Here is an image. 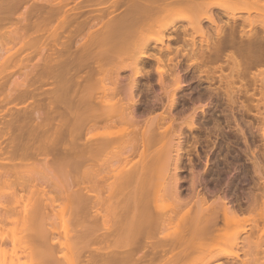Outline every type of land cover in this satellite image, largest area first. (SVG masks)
Segmentation results:
<instances>
[{
    "label": "rangeland",
    "instance_id": "obj_1",
    "mask_svg": "<svg viewBox=\"0 0 264 264\" xmlns=\"http://www.w3.org/2000/svg\"><path fill=\"white\" fill-rule=\"evenodd\" d=\"M59 1L60 0H40V1L38 0H23V1L22 0H0V17H1L0 18V130L2 129L0 131L1 133L0 134V137H1L0 138V153H1L0 154V264H47L45 263V261H47L45 251L46 250L49 251V249L54 250L53 257H55V260L53 258L52 264L54 263L55 264L57 263L58 264H82V263L84 264L86 263L85 259L86 257H88L89 253L91 252L90 251L91 248L89 247V252H88L87 247L89 246V244H92V243L87 242L88 245L87 244L82 245L83 243H86V241H82L79 238L82 228H80L81 227L79 223L80 221H77L76 219L80 218V216L78 217L74 215V211H73L74 208H72L73 206L76 209V206H78V203H77L78 201L76 198V194L78 192H76L75 190L73 191L75 193L74 194L71 191L72 193H69V195H67L68 192H63V189H65L63 188L66 182L65 179L67 180L68 178H71L70 179V181L72 182L71 185L73 183H74L73 185H77L76 184L77 176H78V179L80 177L79 176L80 171L78 172L77 170L81 169V168L80 169L78 168L76 170L74 169L72 171L73 173L72 172L70 173L71 176L74 177V174L77 172V174H75L76 178L74 177L72 179L71 176L67 177L66 173H64L66 172V170L60 167L64 165V164H61V162L63 163V161L61 160L65 159L61 157H64L65 154L67 153V152L65 153V150H64L65 154L63 156V148L60 145H63L62 142H65V140L69 138L67 137V131L69 127L72 129L71 133L73 131H74L73 133L77 132L75 134H72V135H76L72 139L77 140V141L84 140L86 136L85 134H87V136L89 134L91 136L96 135L92 138V141L99 139L100 138L99 136H110L111 135L113 137L115 136L118 137L119 135L122 136L123 134L122 138L119 136V140H122L123 144H125L124 142L129 144L130 143L129 141H131V139L128 134H132L131 135L132 141L136 142V144L138 143L139 144L135 145L134 146L135 148L133 147L134 149H132L131 144L129 145L125 144L126 147L123 146V144L122 145L119 144L118 146L115 147V150L114 149L113 151L111 150L112 155L109 154L111 155V158L109 156L110 161L108 160V162L110 163L108 164H111V165L113 164L112 166L111 165L107 166L109 167L110 170L106 169V167L104 166L105 163L103 164V167L105 168V170L110 171L111 174L114 171V175L112 174V176L109 177V179L111 178V181L114 182L115 181L114 178L117 181H118L117 178H119V181H120V177L121 178L123 177V175L121 174H125L124 172H126L127 174V172L129 173L131 171H137V170L140 171L143 167H146L148 165L146 168L147 174H145V176L150 178L149 180L151 182H148L149 180L147 179L146 181L145 178L141 179V176L140 178L138 176L139 181H137L136 179L134 180V182L128 183L127 189H129V191L133 193L131 189H134V188L136 189L138 187L142 189V192H143L145 189L141 187H145L144 185H146V187H149L151 189V190L149 189L150 190L149 193H152L153 191L152 193L153 197L151 196L149 197L150 201L152 202L153 200L151 198H155L156 200V198L159 196L161 192L160 186L163 185L165 180H168V178L166 179L165 177L162 180V176H161V174L165 171V167H168L170 165L169 170L173 171V162L167 163L166 162L167 156L170 155L168 156V158L172 160L175 157V154L177 152L176 149L179 148L180 146L181 147L180 150L182 152H181V162L179 163L180 171L178 174H179V177L181 178L180 179V189H181L180 191H181L182 197L187 198L189 196L190 198H194L195 193L198 191L199 193H203L206 196V199L209 203V202H212V200H214V198H216L217 196H221V197H224L227 200V203L230 204L233 207V209L236 210V212H238L240 215L244 213L241 216L247 215V217L251 216V218H253L252 220L254 219L257 220L256 223H254L253 221L251 223L249 222L250 220L247 223H245L244 225L245 229L239 232V236H238L239 244L235 245L236 247L235 246L226 247L225 245L226 238L233 236L235 232H237L238 229L241 228L236 223H233L234 225H232L231 226L232 228H230V225H231L230 224L228 226L229 228H227V236L224 239L222 238L221 240H219L221 242L217 241L218 242V244H216L217 246L213 245V243H211V246L210 244H208V246L213 247V249L217 253H219V255H217L218 257L214 258L213 260L205 264H220V263L222 264H241L242 262H244V264H247V263L249 264V262L250 264H253V263L256 264V262L257 264L258 262H260L259 264H263L264 262H261L260 260L264 261L263 259L264 258L263 257L264 255V218H262L264 217V215L259 218L258 211H256V209H258L259 207L255 204H258V205L262 204L261 201L264 200V2H263L264 0H249V2H247L248 0H215V2L220 1V6H219L220 8L218 6L216 7L214 6L211 8L208 7V9L206 10L204 9V6L206 5V1H208V4H209V1L211 0H204V1L201 0L203 3L199 0V3L201 4H197L200 6H199V9H197L198 7L195 8L194 12L196 11L197 12L194 13V15H193V11H191L192 14L190 13V10H192L193 8L187 7L189 10L188 12V10H184V8L187 9L184 6H182L184 7L183 10H181L182 7L181 9L174 8V9L168 10L169 12L167 13L168 14L171 13L169 15L166 13V11H165V14L167 15L163 14L162 12V14L160 13L161 22H159L160 20H158V23H162V25H166L167 22L169 24L171 22L175 24L174 28H176L174 29L175 31L170 30V29L163 31L165 35H169L171 36V38H169V40L165 39L164 40L165 42H163L162 44L156 38L158 34H160L161 28H160V31L158 29L161 24L160 25H158V23L156 25L152 24V26L154 25L153 27L155 29L153 28L152 30L151 28L152 26H151L149 27L151 28L149 29L151 31H147L145 29L146 27L144 28V25H140L139 24L140 21L138 22L137 20L138 17H140V15L138 16L139 14L138 12H140V14L142 13L145 14V13L141 10L139 11L138 8L134 7V4L132 3L133 0H131L130 3L128 2L129 0H122V2L120 0L118 1L117 0H61V3L64 2L63 5L62 4L59 5L58 4ZM260 1H262V3H260ZM37 4L39 5L40 8L38 7ZM222 4H223V7L225 6L224 8H222L221 6ZM247 5L249 6V8L247 7ZM250 5H251V8H250ZM57 6L59 8H57ZM47 8H49L48 11H47ZM230 8H232V10ZM44 9L46 10L42 11ZM56 9L58 13L56 12ZM33 10H34V13H33ZM200 10L202 11L205 10L207 12L210 11L209 13L214 15L213 18L216 19L215 20L216 22L213 21L215 22V24L211 23V21H208L207 19H203L204 11L201 12ZM128 12H131L129 13L130 15L136 14V17H137L136 21L138 22L137 26L140 25L138 27V30L142 29L141 32L144 31L142 33L143 35L145 33L144 38L142 37L143 35L141 36L140 34L141 32L140 33L136 32L138 34V38L135 36L137 38V41L135 40L136 38L133 39L135 40L134 42L136 43L131 44L129 42L131 44L130 46H132L133 48L130 46H126L129 49L132 48L131 50L132 52H129V49L126 48L128 50V53L130 54H128L127 52H124L123 55H125L126 53L128 54V55L126 54V56L123 57L124 59L122 58L123 55L121 57L120 55L119 57L115 56L116 58L112 56L114 60L112 61L115 62L118 60L117 62H119L120 64L119 65L120 68L116 70V71H119V73L114 71V68H113L115 65H117L118 67L117 62H115L116 64L113 67L112 66L110 67L108 65L109 62L102 59L104 56L106 57L107 54L101 58V61L104 60V62L106 63L108 62L107 65L110 67L111 71L115 72L116 76H114V73L112 74L110 69H106L109 67L106 66L104 62L102 65V70H104V68L106 67L105 70H107L106 73L108 74H106L107 76L106 75L104 76L106 78L105 80H107V82L110 85H112L111 83H113L114 85V82H115L114 80L116 79L118 80L120 79L118 81L119 83L120 82H123L124 84L128 83L127 79L129 78L131 80L133 79L132 77L135 76L134 71H132L129 67V63L132 62L131 60H133L131 56L132 55L135 56V52L139 48V45H141V43L138 42L139 41L138 39H140L142 43H144V41L145 42L147 41V43L149 42L148 44L149 46L145 51V53L147 52L149 57L144 58L139 65L143 73L139 75V77L138 75L137 77L135 76L138 81V86L134 92V97H135L134 99L136 101L134 106L136 107L135 108L136 114H139L137 115L138 118H141L139 119L141 123L150 120L152 116H155L157 114L161 116L162 123L160 124L162 128H161V131L159 132L160 135L158 132H157L158 136L156 135V137H159L160 139L158 138L159 140L157 139L156 142H153L154 144L151 143L153 145L148 144L147 146L151 145L148 148L145 146V148L147 149H144V147L140 145L139 137L142 131L141 130L135 131L132 128L131 130L132 132H131L130 131L131 127L129 126L130 124H127L123 121L115 122L114 120V122L112 121L113 123L111 122L110 124L108 120L107 121V123L109 124L108 125L107 123H105V120L103 121L101 118L102 122L99 119H98L99 121L96 120L97 125L99 124V122L102 123V124L100 123L99 126H97L95 124L96 122L94 123L90 120L93 124H95V126L91 127L93 124L92 125L89 124L88 125L90 126L89 128L86 126L88 128V131H85L87 130V128H84L85 129L84 131L88 133L84 134V132L82 131V134H81L82 136H79L80 129L79 127L77 128V124L75 123L77 122L75 121L77 120L76 119L77 117H75V115L80 112L78 108L79 101H81L80 107H82L84 104L87 105V102L92 103V101L95 100L93 89L97 90L96 93L101 92L100 91L101 84L99 83L100 79H97V78L101 76L102 72L100 73L98 72L100 71L98 69L99 67L97 68L98 63L95 64V62H97L95 59L98 58L95 56L97 55L98 51H96L94 55V51L100 48L99 45H97L96 43V41H98L97 36H99V34L102 36L103 32L106 33L107 31H111L108 29H112L115 31V29L111 27V25H114V21L116 25L120 23H121L120 25H122L123 23L122 21H125L123 23L125 25L126 20L128 21L126 17ZM197 13L198 14L200 13L201 15L200 14L198 15ZM129 14H128L129 19H131ZM103 15L105 16L103 17ZM186 15L192 16V18L193 16L194 17L196 16L194 19H197V20L199 18L203 19L201 24L203 26L202 28H204L205 30L204 33L201 34V33L195 32V30H193L191 26L190 28L189 27L190 20L188 19L189 16L187 18ZM22 16H25V17L23 18ZM150 17L152 19V16ZM158 17H159V14H158ZM46 18H47V21H46ZM156 18L153 20L156 21ZM24 19H25V22H24ZM40 19L41 21L40 23H38ZM96 20L97 22H95ZM35 21L36 23H34ZM67 23H68L67 26L69 28H67L66 26ZM151 23H153L152 20H151ZM132 25H130V27H132ZM37 26L38 27L40 26V27L38 28ZM60 26H62V28ZM83 26H85V28ZM118 26L114 25V28ZM117 31L118 30H116V32ZM116 32L114 33L115 35H117ZM83 33L84 35L82 36ZM121 33H122V30H120V33H119L120 36L117 35V37H119V40L121 37H123L125 32L122 33L123 34L122 36H121ZM111 36H113L114 38V35L111 34ZM183 37L185 39L187 38L188 40L183 39ZM113 38L112 40L114 42ZM84 42H86L87 45L86 44L84 45ZM126 43L124 44L127 45ZM93 44H96V45L94 46ZM167 44L170 45L169 50H168ZM90 45L91 46L93 45V47H91ZM125 45H123V47ZM136 45H137V48H136ZM69 47H70V50H69ZM96 47H98V49H96ZM189 47L191 48L190 50H189ZM134 49L136 51H134ZM71 50L73 51V53ZM80 51L81 53H79ZM133 51H134V54H133ZM198 51L201 53H199ZM52 53H53V56H52ZM64 53H68L70 56ZM86 53H88V55ZM116 53L118 54L119 52H116ZM156 53H157V56H156ZM59 54H61L62 57L61 56L59 57ZM81 55H83L84 57ZM91 55H94V56H91ZM159 56H161L163 60H161L162 64L158 65L159 62L156 60V58ZM198 56L199 58H203V59H199ZM55 57H56V60H55ZM81 57H83V59ZM196 58L198 59V61ZM90 59L91 60L93 59V60L91 61ZM49 60H50V63H49ZM80 60L86 61L87 65H88V62L92 63L93 65H90L91 68L88 66L90 69H88V67H85V66L80 68V65L82 64V61ZM51 61H53V63ZM80 62L81 64H79ZM123 62L125 63L126 66L124 65ZM48 63L50 65H48ZM111 63L110 65L113 64ZM104 65L105 67L103 68ZM122 66H125V67H122ZM127 66L129 67L128 69H127ZM158 67H160L161 69H159ZM59 68H61V70H58ZM96 68L98 71L96 70ZM30 69L31 70L33 69L32 70L33 72ZM86 70L89 72H87ZM159 70L160 71L162 70V71L158 72ZM91 71L93 73H91ZM47 72L48 74H45ZM86 72L88 74H86ZM96 72L98 73L96 74ZM94 73L98 76L93 75ZM177 73H179L180 78H181L180 80L184 85L181 88L175 90L174 87L176 85V82L174 81L173 77H175ZM81 74L83 75V77ZM117 74L120 77L119 76L117 77ZM56 75H57V78H56ZM76 75L82 78L77 80L78 76ZM94 76H95V79L98 80V84H100L99 85L100 87L95 86L98 84H97V81L96 83L93 81L95 80V79H92L94 78ZM87 77L89 79L91 78L90 82H86V81H89ZM74 78L76 79V81ZM61 80L62 81L64 80V81L62 82ZM91 81H93L95 85L93 83L91 84ZM54 82L55 83L58 82V83H56L55 85ZM173 82L175 85H173ZM172 85H173V88H172ZM74 86H76V88ZM87 86L88 87L90 86L89 89H87ZM79 89H81L80 91L82 92L85 91L84 89H87V90L92 89L91 92L93 93V95L90 91L88 93V95L91 93L92 97L89 95V97L87 96V99H86L85 93L87 94L88 92L86 90L84 93L85 96L83 100V97H81L82 92L79 93ZM170 92H174L175 94L173 93L174 95H171ZM62 94L63 96L61 97L60 95ZM99 96H97V98ZM70 97L72 98V101L70 100ZM105 97H107V95ZM88 98L89 99L92 98V99L89 101ZM107 98L108 99L106 100L108 101L111 100L110 103L114 101L112 100L113 97L110 96L111 99L109 98V95ZM172 98H173L174 103L170 105V101L172 103ZM52 100L54 101L52 102ZM76 100H78V103H76ZM85 100L87 102H84ZM98 100L100 101V99ZM103 103H104L103 105H106L105 102ZM74 105L76 106L74 107ZM37 106L42 108V110L40 109V112L42 111L43 112L38 114L39 116L36 119L37 112L35 109L36 108L38 109ZM96 106L97 105H94L93 107H96ZM52 107L53 108L55 107V109L59 107L58 109L61 110L62 112L53 113L55 109H52ZM33 110L35 113L33 112ZM42 114L44 115L41 116ZM52 114H53V119L51 118ZM65 117L66 118L68 117V120H65L66 119ZM73 117L75 118V120L73 119ZM61 118L65 122V129L63 130L61 129V131L57 130L58 131L57 133L55 132L56 131L55 128L58 126L57 124L60 123V121H62ZM56 119H58V121ZM1 120L5 124L2 123ZM52 121L54 122L56 121L55 124L54 122L52 123ZM66 122L68 126L66 125ZM61 123L63 126L64 123L63 122ZM170 123H172V129L170 128L167 132L165 127L167 124H170ZM71 124L72 125L74 124L73 126L75 127L71 126ZM42 125L43 126L45 125V126L43 127ZM60 128L62 127L60 126ZM41 130H43L44 132ZM133 131H135L137 134ZM38 132L40 133V135ZM61 132H64V133H61ZM172 132L174 135L173 137L171 136L172 138H170V135ZM54 133L56 135L61 134L60 136H64L65 140L61 139L62 137H51L53 135L56 136ZM133 133H135L138 137L135 134L134 135L136 137H133ZM13 134L15 135L13 136ZM36 135L39 137H36ZM49 135H51L50 138H49ZM12 137H15V139L17 140L20 138V144H19V146L21 145L20 147L18 146L17 141L13 140L14 138ZM41 137L42 139H40ZM37 138H39L40 140L39 139L37 140ZM51 138L52 140L50 141ZM53 138H56L57 140L59 138L58 144H55L57 143L56 142L57 140L55 141V139L53 140ZM134 138L135 140L137 139L138 140L135 141L133 140ZM36 140L38 143L36 142ZM52 141H54V143H52ZM13 142H16L17 144ZM13 144H16V145H13ZM27 144H29V146ZM10 145H12L13 147ZM58 150L60 151V154ZM128 150H130V152ZM140 151L141 153L143 151V153L141 154ZM49 152L51 153L49 154ZM36 154H38V156ZM68 156L70 157V159H72L74 157V154H71V156L73 157H71L69 154L67 155V157ZM102 156L103 155H101L100 158H103ZM115 157L116 159H114ZM21 159L23 161H21ZM124 159L126 162L124 161ZM162 159L166 160L165 161L166 163L165 162L164 164L161 163V161L163 162ZM111 161H114V162H111ZM49 163L50 165L54 164L53 167L56 165V167H54V171L56 172H54L53 170L52 172L51 171L52 168L50 169L51 172L48 171L49 167L47 168V166H49ZM142 163H143V166H141ZM14 164L15 166H13ZM19 164L20 165L22 164L21 168H18ZM35 164L37 168L35 167ZM163 165H165V167ZM32 166L34 167L33 170L31 168ZM25 167H27V169ZM87 167H88V170H90L91 168L94 169L92 165L87 166ZM55 168H57L58 171ZM104 168H101V169H104ZM15 169L16 170L18 169V170L16 171ZM19 169H21L23 172L21 170L19 171ZM61 170H65V171L63 172ZM53 173L55 174V176L58 175L56 176L58 178H56L53 175ZM62 173L64 174V177ZM115 173H117L118 175H116ZM194 175H195V179L193 178ZM48 177H50V179H48ZM45 179H48V180H45ZM58 179L59 180L61 179V181L63 180L62 182L64 183L62 184ZM153 180L154 182L152 183ZM43 181H45L46 183ZM57 181H58V184H57ZM70 181L68 179L67 182L70 183ZM140 181H142L141 182L142 185L139 183ZM49 183L55 186L50 187ZM130 184H131V188L129 187ZM71 185L69 184L68 186H71ZM125 186H123V189L124 188L126 189ZM41 189H43V191ZM127 189L124 190L125 192L123 190L121 191L128 194ZM49 191H50V194H49ZM139 191L140 193H142L141 190H138V192ZM135 192L137 191L135 190L134 194ZM41 194H43L44 196ZM103 194H105L104 191H103ZM139 194L137 193L136 195H139ZM191 194H194V195L191 196ZM53 195L55 196L54 198H53ZM72 195H74L73 198H72ZM15 196L17 197L15 200L18 199V201L14 200ZM49 196H51V199ZM69 196H71V198ZM125 197H127V195ZM132 198L134 197L132 196ZM132 198L130 196L131 200H133ZM161 198L162 196L160 197V200L157 199L158 202L156 201V205L157 207L162 208L161 210L164 211L165 206L169 204L168 202L170 200L167 197L169 201L167 202L168 204L165 205L164 201L166 202V198H164V196H163L164 199L163 198L161 199ZM128 199L129 198H126L123 200H128ZM136 199L134 198V201ZM131 200L130 202L133 203ZM162 200H163L162 204L164 205L161 204ZM254 202H257V203L254 204ZM107 203L104 205L105 208L104 206L102 207V210H103V212L101 211L102 213L97 214L96 212H93L94 209L92 211H90L91 209L90 210L87 209L88 211L87 210L85 211L87 212L85 213V217H83L84 213H82V217L87 219V220L85 219V221L89 223V220H90L89 224L94 225V227L91 226L92 230L91 228L89 229L91 230V232H93V229L97 230V234L99 233L101 234L103 233V231L105 232V230H103L105 229L104 228L105 226L103 224H102L103 226L100 224V223H103L102 220L103 219L107 220L108 219L107 216H109L110 218L111 213H112L111 211L115 210V213L117 215L118 210L120 209L119 206H121L120 204H123L124 206L125 205L129 206V204H127V201H125V204L123 201H121V203L119 201V203H116L115 205H114L115 203L114 202L113 205L111 206H109V203L108 204ZM134 203L132 204L133 207H134ZM253 204L255 206V209L252 206ZM49 205L51 206V208ZM106 205L108 206L107 211H105ZM113 206L114 207L116 206V209ZM193 206H192V209H195V206L194 207ZM112 208H114V210ZM248 209L252 210V214H251V211ZM104 211H105V214H104ZM255 211L257 212V214L256 213L255 214L258 217L254 214ZM107 213L109 215H107ZM100 214L105 215V217ZM178 214L175 215L176 217L175 216L173 217L174 220H172V224L167 225V227L163 228L162 231L165 230L166 232H168V230L170 231L171 229H174V226L178 225V223H175L178 221V217L180 216V214L179 215ZM253 214L255 217L253 216ZM116 215L112 213L113 217ZM186 215L187 214H185V216ZM87 216H90V217L88 218ZM92 217L95 219H93ZM220 223L221 221L219 222V224ZM235 224L239 228H236ZM95 225H96V228L98 227V229L95 228ZM101 227L103 229H101ZM41 230L43 231L41 232ZM98 230L100 232H98ZM30 237L33 239H31ZM43 237H44V240H43ZM248 238H249V241H248ZM244 239H246L247 242ZM33 241L35 242V244H32L34 243ZM253 241L254 242L256 241V244L259 243L261 247L263 246V248H261L260 250V247H259L258 249L257 245L258 246L260 245L259 244L255 245ZM217 242H214V243H217ZM84 246H86V248ZM222 246L224 247V249L222 248ZM50 247H53V248H50ZM219 247L222 249L220 250ZM139 249L137 250L139 252L143 250V248H139ZM146 249L144 248V251L147 252V254L149 253V255L150 254L153 255L151 251H148V249L147 250ZM219 250L222 251L223 254L222 252H219ZM93 251L91 253H93ZM112 251H117V250L112 249ZM119 251L120 253L122 252L121 250ZM43 252L45 255L43 254ZM227 252H229L230 254H228ZM120 253H117V254H120ZM193 254L196 255L195 253H192V255L190 254L189 259L193 257ZM255 254H257V258L255 257ZM260 255L262 256V258ZM246 256L250 257L249 260ZM142 262H145L147 264L146 259L145 261L140 262L141 264H144ZM189 262L187 261L185 263L191 264V262L190 263ZM140 263L138 262V264ZM192 264H194V261Z\"/></svg>",
    "mask_w": 264,
    "mask_h": 264
},
{
    "label": "bare ground",
    "instance_id": "obj_2",
    "mask_svg": "<svg viewBox=\"0 0 264 264\" xmlns=\"http://www.w3.org/2000/svg\"><path fill=\"white\" fill-rule=\"evenodd\" d=\"M23 1V0H22ZM38 1H40V0H38ZM118 1V0H117ZM121 2H122V0H120ZM130 1L131 0H129L128 2L130 3ZM201 1V0H200ZM204 1V0H203ZM52 2V1H51ZM57 2V1H56ZM202 2V1H201ZM213 2V3H212ZM226 2V1H225ZM247 2H249V0L247 1ZM264 2V1H263ZM19 3H20V1H19ZM45 3H46V1H45ZM63 3L64 2H62L61 3V0L59 1V5L60 4H62L63 5ZM132 3L134 4V7H136V8H138V10L140 11H143L145 14H140V12H138L139 14H138V16L140 15V17H138V19H137V17H136V14H134V15H130L129 13H131V12H128V14L130 15V17H131V19H129V16H128V14H127V19H128V21L126 20V23H125V25L123 24L125 21H122L123 23H122V25H120V24H118V25H116V23H115V21H114V25L115 26H118V27H115L114 28V25H111V27L113 28V29H115V31L114 30H112V29H108V30H111V31H107L106 33H104L103 32V34H102V36L99 34V36H97L98 38V41H96V43H97V45H99V49H98V47H96V49H98V50H95L94 51V55H95V52L96 51H98L97 52V55L95 56V57H98V58H94L97 62H95V60H94V62H95V64L96 63H98L96 66H97V68L100 70V71H98L97 70V68H96V70L100 73V72H102L101 73V76L99 77V78H97V79H100L99 80V83L101 84V92H98V93H96V91L97 90H95V89H93L94 91H93V93H94V96H95V102L94 101H92V103H94V104H92V103H88L86 100L84 101V102H87V105L86 104H84L83 102V106L82 107H80V103H81V101H79V110H80V112L78 113V114H76L75 115V117H77L76 119L77 120H75V118L73 117V119L75 120V121H77V122H75L76 124H77V128L79 127V129H80V134H79V136H82L81 134H82V131L84 132V134L85 133H88V132H85V131H88V128L90 127V126H88L89 124H93L92 122H96L95 124L97 125V121H101V118H102V120L104 121L105 120V123H107V121L111 124V122L113 121L114 122V120H115V122L117 121H119V122H121V121H123V122H125V123H127V124H130L129 126L131 127V129H130V131L132 130V128H133V130H141L142 131V133H141V131H140V145L142 146V147H144V149H147L148 147H150L151 145H153L154 143L153 142H156L157 141V139L159 138V137H156V135L158 136V133L161 131V124L160 123H162L161 122V116L160 115H155V116H152V118L150 119V120H148V121H146V120H144V121H146V122H143V123H141L140 122V120L139 119H141V118H138V116L137 115H139V114H136V112H135V103H136V101H135V97H134V92H135V90H136V88H137V86H138V81H137V75H138V77H139V75H141L142 73H143V71L140 69V63H141V61L144 59V58H146V57H149V55L147 54V52L145 53V51H146V49L148 48V44H149V42L147 43V41L145 42L144 41V43H142V41H140V39H138L139 41L138 42H140L141 43V45H139V48L137 49V51L134 49V51H136L135 52V56L134 55H132L131 57L133 58V60H131L132 62H130L129 63V67H130V69L132 70V71H134V75L136 76H134V77H132L131 75V77L133 78V79H127L128 81V83H123V82H118L119 80L118 79H116V80H114L115 82H114V85H113V83H111L112 85H110L108 82H107V80H105L106 78H105V76L104 75H106V74H108V73H106V71L107 70H105V65L103 66V68H104V70H102V65H103V62H104V60L105 61H108L109 62V64H108V62L106 63V62H104L105 64H106V66H114L116 63L115 62H117V61H115V62H113L114 60H113V58H112V56L114 57V58H116L115 56H117V57H119V55H120V57L124 54V52H127L128 53V50L127 49H129L128 47H126V46H130L131 44H133V43H136V42H134L135 40L137 41V38H138V34L136 33V32H138V33H140L141 32V30L139 29L138 30V27L140 26V25H144V28L147 30V31H151V30H149V29H151L152 28V30H153V26H152V24H157L158 23V20H160L159 22H161V19H160V15L162 14V12H163V14H165V11H166V13L167 12H169L168 10H170V9H174V8H179V9H181V7L182 6H184V7H188V8H193L192 10H190V13H191V11H193V15H194V13H196V12H194L195 11V8H197V9H199V6L200 5H197V4H201V3H199V0H135V2H134V0L132 1ZM203 3V2H202ZM251 3V2H250ZM260 3H262V1H260ZM56 4V3H55ZM132 4V5H133ZM237 4H239V3H237ZM38 5V4H37ZM61 5V6H62ZM206 5H207V7H206ZM206 5L204 6V9L206 10V9H208V7L209 8H211V7H216V6H220V1L219 2H215V0H211V1H209V4H208V1H206ZM225 5V4H224ZM242 5V4H241ZM60 6V7H61ZM222 6V8H224L223 7V4L221 5ZM230 6V5H229ZM237 6V5H236ZM235 6V7H236ZM253 6V5H252ZM33 7H35V6H33ZM38 7H39V5H38ZM50 7H52V6H50ZM184 7H182V9L181 10H183V8ZM206 7V8H205ZM228 7V6H227ZM239 7V6H238ZM247 7L249 8V6L247 5ZM40 8V7H39ZM44 8V7H43ZM56 8V7H55ZM57 8H59L58 6H57ZM140 8V9H139ZM188 8L187 9H185L184 8V10H188ZM220 8V7H219ZM221 8V9H222ZM237 8V7H236ZM250 8H251V5H250ZM48 9L49 8H47V11H48ZM53 9V8H52ZM61 9V8H60ZM178 9V10H179ZM231 10H232V8H230ZM234 9V8H233ZM239 9V8H238ZM253 9H255V8H253ZM46 9H44V10H42V11H45ZM205 10H200L201 12H203V19H207L208 21H211V23H213V24H215V18H213V16L214 15H212L211 13H209L210 11H205ZM32 11V10H31ZM46 11V12H47ZM51 11V10H50ZM53 11V10H52ZM240 11V10H239ZM250 11H251V9H250ZM54 12V11H53ZM56 12H57V9H56ZM154 12V13H153ZM181 12V11H180ZM188 12H189V10H188ZM25 13H26V11H25ZM33 13H34V10H33ZM55 13V12H54ZM58 13V12H57ZM69 13V12H68ZM151 13V14H150ZM154 15H153V14ZM161 13V14H160ZM183 13V12H182ZM186 13V12H185ZM30 14V13H29ZM37 14V13H36ZM62 14V13H61ZM65 14V13H64ZM67 14V13H66ZM158 14H159V17H158ZM168 14V13H167ZM167 14H165V15H167ZM169 14H171V13H169ZM168 14V15H169ZM192 14V13H191ZM190 14V15H191ZM198 14V13H197ZM200 14V13H199ZM198 14V15H199ZM21 15V14H20ZM42 15V14H41ZM46 15H47V13H46ZM180 15V14H179ZM196 15V14H195ZM201 15V14H200ZM31 16V15H30ZM33 16H34V14H33ZM57 16V15H56ZM64 16V15H63ZM67 16V15H66ZM69 16V15H68ZM105 15H103V17H104ZM150 16H152V19H151V17ZM154 16V17H153ZM164 16V15H163ZM182 16V15H181ZM187 16V15H186ZM189 16V15H188ZM188 16H187V18H188ZM23 18L25 17V16H22ZM29 17V16H28ZM27 17V18H28ZM41 17V16H40ZM44 17V16H43ZM47 17V16H46ZM55 17V16H54ZM65 17V16H64ZM119 17V16H118ZM125 17V16H124ZM158 19H157V18ZM177 17V16H176ZM196 17V16H195ZM194 16H193V18H192V16H189V20H190V25H189V27L191 26L192 27V29L193 30H195V32H198V33H204V28H202L203 26H202V20L203 19H194L195 18ZM1 18V17H0ZM23 18H22V20H23ZM35 18H37V17H35ZM45 18V17H44ZM48 18V17H47ZM47 18H46V21H47ZM69 18V17H68ZM99 18H101V17H99ZM135 18V19H134ZM156 18V21L155 20H153V19H155ZM186 18V19H187ZM26 19V18H25ZM25 19H24V22H25ZM32 19V18H31ZM41 19H43V18H41ZM41 19L39 20V22L38 23H40V21H41ZM53 19V18H52ZM60 19V18H59ZM66 19V18H65ZM70 19H72V18H70ZM111 19V18H110ZM136 19L138 20V22H139V26H137V21H136ZM179 19H180V17H179ZM178 19V20H179ZM21 20V19H20ZM45 20V19H44ZM50 20V19H49ZM98 20V19H97ZM97 20L95 21V22H97ZM114 20V19H113ZM113 20H112V22H113ZM130 20V21H129ZM151 20L153 21V23H151ZM163 20V19H162ZM29 21V20H28ZM33 21V20H32ZM37 21H38V19H37ZM52 21V20H51ZM60 21V20H59ZM104 21V20H103ZM110 21V20H109ZM132 21V22H131ZM135 21V22H134ZM213 21H215V22H213ZM30 22V21H29ZM44 22V21H43ZM57 22H58V20H57ZM102 22V21H101ZM128 22H130V23H128ZM134 22V23H133ZM155 22V23H154ZM34 23H36V21L34 22ZM37 23V24H38ZM42 23V22H41ZM86 23V22H85ZM135 23H136V25H135ZM143 23H145V24H143ZM189 23V22H188ZM28 24V23H27ZM33 24V23H32ZM45 24V23H44ZM134 26H133V25ZM162 25V23H158V25ZM68 25V23L66 24V26ZM84 25V24H83ZM93 25V24H92ZM98 25V24H97ZM103 25V24H102ZM124 25V26H123ZM130 25H132V27H130ZM147 25V26H146ZM159 26V31H160V28H161V31H160V34H158V36L156 37L157 38V40L162 44L163 42H165L164 40L165 39H168L169 40V38H171V36H169V35H165L164 34V30H167V29H170V30H174V29H176V28H174V26H175V24L174 23H171L170 22V24L167 22V24L166 25H162V26ZM42 26V25H41ZM52 26V25H51ZM65 26V25H64ZM82 26V25H81ZM152 26V27H151ZM34 27V26H33ZM38 27V26H37ZM40 27V26H39ZM38 27V28H39ZM61 28H62V26H60ZM59 27V28H60ZM84 28H85V26H83ZM93 27V26H92ZM105 27V26H104ZM149 27H151V28H149ZM190 27V28H191ZM50 28V27H49ZM52 28V27H51ZM64 28V27H63ZM67 28H69L68 26H67ZM82 28V27H81ZM94 28V27H93ZM101 28V27H100ZM110 28V27H109ZM87 29V28H86ZM91 29V28H90ZM89 29V30H90ZM97 29V28H96ZM155 29V28H154ZM217 29V28H216ZM20 30H22V29H20ZM19 30V31H20ZM26 30V29H25ZM84 30V29H83ZM116 30H118L117 32H116ZM120 30H122V33H124V35L121 33V36L123 35V37H121L120 38V40H119V37H117V35H119L120 36ZM184 30V29H183ZM192 30V31H193ZM53 31V30H52ZM59 31V30H58ZM81 31V30H80ZM102 31V30H101ZM175 31V30H174ZM63 32V31H62ZM113 32V33H112ZM116 32V34L117 35H115L114 33ZM128 32V33H127ZM144 32V31H143ZM143 32H141L140 34H141V36L143 35L142 33ZM167 32V31H166ZM20 33V32H19ZM52 33V32H51ZM73 33V32H72ZM82 33V32H81ZM89 33V32H88ZM92 33V32H91ZM177 33V32H176ZM18 34V33H17ZM54 34H56V33H54ZM87 34V33H86ZM94 34V33H93ZM111 34L112 35H114V38H113V36H111ZM128 34V35H127ZM139 34V35H140ZM20 35V34H19ZM84 35V33L82 34V36ZM95 35H97V34H95ZM94 35V36H95ZM104 35V36H103ZM144 35H145V33H144ZM144 35L142 36L143 38H144ZM193 35V34H192ZM217 35V34H216ZM52 36V35H51ZM57 36V35H56ZM115 36H116V38H115ZM134 36V37H133ZM137 38H136V37ZM140 36V37H141ZM49 37V36H48ZM64 37V36H63ZM100 37V38H99ZM114 39V42H113V40H112V38ZM139 37V38H140ZM146 37V36H145ZM194 37V36H193ZM59 38V37H58ZM57 38V39H58ZM84 38H85V36H84ZM136 38V39H135ZM155 38V39H156ZM191 38V37H190ZM88 39V38H87ZM90 39V38H89ZM133 39H135V40H133ZM151 39V38H150ZM183 39H185L184 37H183ZM187 39V38H186ZM185 39V40H186ZM69 40V39H68ZM94 40V39H93ZM124 40V41H123ZM133 41V42H131V41ZM184 40V41H185ZM188 40V39H187ZM191 40V39H190ZM211 40V39H210ZM23 41V40H22ZM112 41V42H111ZM119 42V43H118ZM126 42H128V43H126ZM131 44H130V43ZM137 42V43H138ZM156 42V41H155ZM206 42V41H205ZM68 43H69V41H68ZM91 43H92V41H91ZM124 43H126L127 45H125ZM191 43V42H190ZM189 43V44H190ZM79 44V43H78ZM86 44V42H84V45ZM129 44V45H128ZM187 44V43H186ZM185 44V45H186ZM193 44V43H192ZM80 45H81V43H80ZM87 45V44H86ZM94 46L96 45V44H93ZM93 45L91 46V47H93ZM107 45V46H106ZM123 45H125L124 47H123ZM168 45V44H167ZM166 45V46H167ZM209 45V44H208ZM134 46V45H133ZM169 46L170 45H168L167 47H168V50H169ZM192 46V45H191ZM43 47V46H42ZM79 47V46H78ZM82 47V46H81ZM90 47V48H91ZM130 47H132V46H130ZM182 47V46H181ZM202 47V46H201ZM46 48V47H45ZM127 48V49H126ZM133 48V47H132ZM132 48L131 49H129V52H132L131 50H132ZM136 48H137V45H136ZM163 48V47H162ZM165 48V47H164ZM195 48V47H194ZM203 48V47H202ZM20 49V48H19ZM47 49V48H46ZM67 49V48H66ZM124 49V50H123ZM126 49V50H125ZM167 49V48H166ZM177 49V48H176ZM191 48L189 47V50H190ZM208 49V48H207ZM38 50V49H37ZM40 50V49H39ZM69 50H70V47H69ZM81 50H83V49H81ZM120 50H122V51H120ZM199 50H201V49H199ZM203 50V49H202ZM64 51V50H63ZM66 51V50H65ZM68 51V50H67ZM72 51V50H71ZM71 51H70V53H71ZM134 51H133V54H134ZM88 52V51H87ZM91 52V51H90ZM90 52H89V54H90ZM116 52H119L118 54L116 53ZM177 52V51H176ZM191 52V51H190ZM193 52V51H192ZM199 52V51H198ZM49 53V52H48ZM69 53V52H68ZM68 53H64V54H66V55H69ZM72 53H73V51H72ZM79 53H81V51L79 52ZM114 53V54H113ZM126 53V54H127ZM150 53V52H149ZM199 53H201V52H199ZM206 53V52H205ZM62 54V53H61ZM61 54H59V57L61 56ZM87 55H88V53H86ZM107 54V56L105 57L104 55H106ZM108 54H110V55H108ZM126 54L125 55H123L122 56V58L123 57H125L126 56ZM128 54H130V53H128ZM127 54V55H128ZM159 54V53H158ZM202 54H203V52H202ZM94 55H91V56H94ZM152 55V54H151ZM196 55V54H195ZM52 56H53V53H52ZM70 56V55H69ZM72 56V55H71ZM74 56V55H73ZM81 56H83V55H81ZM104 56V57H103ZM134 56V57H133ZM156 56H157V53H156ZM192 56V55H191ZM62 57V56H61ZM64 57H65V55H64ZM63 57V58H64ZM67 57V56H66ZM84 57V56H83ZM83 57H81L82 59H83ZM103 57V58H102ZM109 57H110V59H109ZM128 57V56H127ZM131 57H129V58H131ZM153 57V56H152ZM202 57V56H201ZM204 57V56H203ZM54 58V57H53ZM62 58V59H63ZM71 58V57H70ZM79 58V57H78ZM101 58L102 59H104L103 61H101ZM106 58H108V59H106ZM169 58V57H168ZM198 58H199V56H198ZM66 59V58H65ZM80 59V58H79ZM124 59V58H123ZM194 59V58H193ZM197 59V58H196ZM199 59H203V58H199ZM47 60V59H46ZM51 60V59H50ZM50 60H49V63H50ZM55 60H56V57H55ZM67 60V59H66ZM91 60V59H90ZM93 60V59H92ZM91 60V61H92ZM111 60V61H110ZM113 60V61H112ZM156 60L159 62H157L158 63V65L159 64H162V61L161 60H163L162 58H161V56H159V57H157L156 58ZM166 60V59H165ZM164 60V61H165ZM43 61H45V60H43ZM58 61H60V60H58ZM80 61H82V60H80ZM87 61H88V59H87ZM128 61V60H127ZM169 61V60H168ZM193 61H195V60H193ZM192 61V62H193ZM197 61H198V59H197ZM47 62V61H46ZM52 63H53V61H51ZM57 62V61H56ZM86 63V61H82V64H81V62L79 63V64H81L80 65V68H82V67H90L91 68V66L90 65H93L92 63H89L88 62V65H87V63L86 64H84V63ZM93 62V63H94ZM113 64H112V63ZM121 62V61H120ZM129 62V61H128ZM161 62V63H160ZM48 63V65H50ZM59 63V62H58ZM110 63L112 64V65H110ZM118 63V67H117V65H115L113 68H114V71H116L118 68H120L119 67V62H117ZM124 63V62H123ZM171 63V62H170ZM37 64V63H36ZM72 64H74V63H72ZM76 64V63H75ZM108 64V65H107ZM32 65V64H31ZM124 65H125V63H124ZM42 66V65H41ZM68 66V65H67ZM108 66V67H109ZM126 66V65H125ZM125 66H122V67H125ZM161 66V65H160ZM165 66V65H164ZM168 66V65H167ZM44 67V66H43ZM66 67V66H65ZM64 67V68H65ZM71 67V66H70ZM73 67V66H72ZM88 67V69H90ZM110 67L109 68H106V69H110ZM121 67V68H122ZM128 66H127V69L129 68ZM169 67V66H168ZM32 68H33V66H32ZM75 68H76V66H75ZM79 68V67H78ZM77 68V69H78ZM93 68V67H92ZM101 68V69H100ZM159 69H161L160 67H158ZM171 68H173V67H171ZM46 69V68H45ZM77 69H75V70H77ZM87 69V70H88ZM166 69V68H165ZM31 70V69H30ZM33 70V69H32ZM31 70V71H32ZM36 70V69H35ZM48 70V69H47ZM58 70H61V68H59ZM57 70V71H58ZM70 70V69H69ZM86 70V71H87ZM92 70V69H91ZM162 70H164V69H162ZM161 70V71H162ZM64 71V70H63ZM62 71V72H63ZM95 71V70H94ZM105 71V72H104ZM109 71V70H108ZM110 71H111V69H110ZM114 71H111L112 72V74L114 73V76H116V74H115V72ZM160 70L158 71V72H161ZM33 72V71H32ZM71 72V71H70ZM77 72V71H76ZM87 72H89V71H87ZM86 72V74H88ZM98 72H96V74L98 73ZM116 72H118L119 73V71H116ZM166 72V71H165ZM56 73V72H55ZM91 73H93L92 71H91ZM105 73V74H104ZM45 74H48V72L47 73H45ZM53 74V73H52ZM71 74V73H70ZM95 73L93 74V75H96ZM102 74H103V76H102ZM111 74V73H110ZM69 75V74H68ZM67 75V76H68ZM82 75V74H81ZM90 75V74H89ZM54 76V75H53ZM76 76H78V75H76ZM96 76H98V75H96ZM107 76V75H106ZM119 75L117 74V77H118ZM51 77V76H50ZM62 77V76H61ZM79 77V78H78ZM77 77V80L78 79H81L82 77H83V75H82V77H80V76H78ZM85 77V76H84ZM93 77V76H92ZM120 77V76H119ZM56 78H57V75H56ZM88 78V77H87ZM116 78V77H115ZM75 79V78H74ZM89 79V78H88ZM92 79H95V76H94V78H92ZM97 79H95V80H93L95 83H96V81H97V84H98V80ZM173 79H174V81L176 82V85L174 84V82H173V85H175V87H174V89L176 90V89H179V88H181L184 84L181 82V78H180V75H179V73H177L176 74V76L175 77H173ZM53 80V79H52ZM58 80V79H57ZM69 80V79H68ZM86 80V79H85ZM90 80H91V78L89 79V81H86V82H90ZM54 81V80H53ZM59 81V80H58ZM62 81V80H61ZM64 81V80H63ZM62 81V82H63ZM65 81H67V80H65ZM72 81V80H71ZM75 81H76V79H75ZM93 81H91V84L93 83L94 84V82ZM129 81H131V82H129ZM61 82V83H62ZM70 82V81H69ZM79 82V81H78ZM56 83H58V82H56ZM56 83L54 82V84L56 85ZM67 83V82H66ZM121 83H123V84H121ZM53 84V85H54ZM74 84V83H73ZM84 84V83H83ZM100 84H98V85H95V86H98V87H100L99 85ZM58 85V84H57ZM60 85V84H59ZM66 85H68V84H66ZM71 85V84H70ZM173 85H172V88H173ZM60 87V86H59ZM75 88H76V86H74ZM79 87V86H78ZM78 87H77V89H78ZM90 87V86H89ZM89 87L87 86V89H89ZM65 88V87H64ZM80 88V87H79ZM92 88V87H91ZM66 89V88H65ZM70 89V88H69ZM81 89H83V88H81ZM81 89H79V93H81L82 91H80ZM87 89H84L85 91L87 90ZM54 90V89H53ZM60 90V89H59ZM63 90V89H62ZM73 90H74V88H73ZM166 90V89H165ZM174 90V91H175ZM51 91V90H50ZM56 91V90H55ZM54 91V92H55ZM76 91V90H75ZM85 91L84 92H82V95L81 94H79V95H81V97H83V100H84V96L86 95V99H87V96L89 97V95L92 97V95H93V93L91 92L92 91V89H90V90H87L88 92H87V94L85 93ZM89 91L92 93V95H91V93L88 95V93H89ZM15 92V91H14ZM57 92V91H56ZM68 92V91H67ZM72 93H73V91H72ZM84 93H85V95H84ZM96 93V94H95ZM101 93V94H100ZM171 93V95H174L175 93L174 92H170ZM169 93V94H170ZM174 93V94H173ZM7 94V93H6ZM49 94V93H48ZM54 94V93H53ZM70 94H71V92H70ZM75 94V93H74ZM99 94H100V96H99ZM67 95V94H66ZM107 95V97H108V95H109V98H110V96L111 97H113V99L112 100H114L113 102H111L110 103V101L111 100H106V99H108L107 97H105ZM51 96V95H50ZM61 97L63 96V94L62 95H60ZM68 96V95H67ZM74 96V95H73ZM78 96V95H77ZM76 96V97H77ZM93 96V97H94ZM97 96H99L98 98H97ZM60 97V98H61ZM80 97V96H79ZM80 97V98H81ZM6 98H8V97H6ZM53 98H54V96H53ZM78 98V97H77ZM97 98V99H96ZM174 98V97H173ZM173 98H172V103H171V101H170V105H172L174 102H173ZM57 99V98H56ZM89 99V98H88ZM92 99V98H91ZM91 99H89V101L91 100ZM98 99H100V101L98 100ZM111 99V98H110ZM50 100H51V98H50ZM70 100L72 101V98L70 97ZM79 100V99H78ZM78 100H76V103H78ZM54 100H52V102H53ZM56 101V100H55ZM67 101V100H66ZM65 101V102H66ZM71 101H70V103H71ZM97 101V102H96ZM99 101V102H98ZM107 101H108V103H107ZM47 102V101H46ZM50 102V101H49ZM48 102V103H49ZM103 102H105V104L106 105H108V106H106V105H103L104 103ZM45 103V102H44ZM55 103V102H54ZM96 103H98V104H96ZM56 104V103H55ZM60 104V103H59ZM73 104V103H72ZM90 104V105H89ZM92 104V105H91ZM58 105V104H57ZM66 105V104H65ZM64 105V106H65ZM69 105H71V104H69ZM77 105V104H76ZM76 105H74V107L76 106ZM94 105H97L96 107H93ZM99 105V106H98ZM101 105V106H100ZM78 106V105H77ZM105 106V107H104ZM132 106V107H131ZM38 107V106H37ZM60 107V106H59ZM58 107V108H59ZM71 107V106H70ZM51 108V107H50ZM55 109V107L53 108L52 107V109H55L54 111H53V113L55 112V113H59V112H62L61 110H59V109ZM69 108V107H68ZM40 109L42 110V108H40V107H38V109L36 108L35 110H36V112H37V117H36V119L38 118V114H40V113H42V112H40ZM47 109H48V107H47ZM47 109H45V110H47ZM52 109H50V110H52ZM72 109V108H71ZM77 109V108H76ZM78 110V111H79ZM76 111V110H75ZM33 112H34V110H33ZM12 113V112H11ZM18 113V112H17ZM27 113V112H26ZM35 113V112H34ZM52 113V112H51ZM10 114V113H9ZM32 115H34V114H32ZM44 114H42L41 116H43ZM55 115V114H54ZM72 115H73V113H72ZM163 115V114H162ZM21 116V115H20ZM41 116H40V118H41ZM51 116V115H50ZM60 116V115H59ZM69 116V115H68ZM71 116V115H70ZM11 117V116H10ZM15 117V116H14ZM33 117V116H32ZM45 117H47V116H45ZM56 117V116H55ZM62 117H63V115H62ZM20 118V117H19ZM39 118V119H40ZM52 119H53V114H52V117H51ZM60 118V117H59ZM66 118V117H65ZM14 119V118H13ZM16 119H18V118H16ZM43 119V118H42ZM64 119V118H63ZM72 119V120H73ZM94 119V120H93ZM99 119V120H98ZM3 120V119H2ZM1 120V122L2 123H4L3 121ZM44 120V119H43ZM46 120H48V119H46ZM51 120V119H50ZM49 120V121H50ZM57 121H58V119H56ZM61 120H62V118H61ZM65 120H68V117L65 119ZM71 120V119H70ZM92 122H91V121ZM97 120V121H96ZM17 121H19V120H17ZM41 121V120H40ZM45 121V120H44ZM54 121H52V123H53ZM56 122V121H55ZM55 122H54V124H55ZM61 122H63L64 124H63V126H62V123ZM68 122V121H67ZM67 122H66V125L68 126V124H67ZM72 122H74V121H72ZM102 122V121H101ZM101 122H99V124L101 123ZM112 122V123H113ZM170 122V121H169ZM168 122V123H169ZM5 124V123H4ZM23 124V123H22ZM45 124V123H44ZM95 124H93L91 127H93V126H95ZM99 124L97 125V126H99ZM102 124V123H101ZM108 124V123H107ZM116 124V123H115ZM51 125V124H50ZM58 126L55 128L56 129V131L55 132H57L58 133V131L57 130H59V131H61V129L63 130V129H65V122H64V120H62V121H60V123H58L57 124ZM74 125V124H73ZM72 124H71V126H73ZM109 125V124H108ZM113 125V124H112ZM124 125V124H123ZM18 126V125H17ZM38 126V125H37ZM43 126V125H42ZM45 126V125H44ZM43 126V127H44ZM47 126V125H46ZM60 126L62 127V128H60ZM88 128H87V127ZM103 126V125H102ZM49 127V126H48ZM52 127V126H51ZM50 127V128H51ZM64 127V128H63ZM73 127H75V126H73ZM164 127V126H163ZM22 128V127H21ZM53 128V127H52ZM51 128V129H52ZM84 128H87V130H85ZM172 129V123H170V124H167L166 125V127H165V129L167 130V132H168V130L169 129ZM4 129V128H3ZM23 129V128H22ZM25 129V128H24ZM43 129V128H42ZM46 129V128H45ZM96 129V128H95ZM164 129V128H163ZM2 130V129H1ZM0 130V131H1ZM28 130V129H27ZM40 130V129H39ZM85 130V131H84ZM91 130H93V129H91ZM91 130H89V131H91ZM129 130V129H128ZM263 130V129H262ZM41 131H43V130H41ZM52 131H54V130H52ZM71 131H72V129L69 127V129H68V131H67V137H69V138H67V140H65V138H64V136H60V135H56L55 133V135L56 136H51V135H49V138H50V136L51 137H62L61 139H64L65 140V142H62L63 143V145H60L62 148H63V156H64V154H65V156L64 157H61V158H65L64 160L62 159H60L61 161H63V163L61 162V164H64L63 166H60L61 168H63V169H65L66 170V172H64L65 170H61V171H63L64 173H66V176L68 177H70L71 176V172L75 169H80V170H77L78 172L80 171V177H79V179H78V176H77V185H73V187H75V188H73L72 187V185H71V181H70V179L71 178H68L69 179V181H70V183L69 182H67L68 181V179L66 180L65 179V186H63V188H65V189H63V188H61V189H63V192H68L67 193V195H69V193H72L73 191H75L76 190V192H78L77 194H76V198H77V203H78V206H76V209H75V207H73L72 206V208H74V215H76V216H80V218H77L76 220L77 221H80L79 223H80V228H82L81 229V234L79 235V238H80V240H82V241H86V243H81L82 245H84V244H87L88 245V243L90 242V243H92V244H89V246L87 247L88 248V252H89V247L91 248V252L93 251V253H89V255H88V257H86V263H84V264H138V262L140 263L141 261H145V259H146V262H147V264H183V262L185 261V262H189L190 260H192V261H190L191 262V264L193 263V261H194V264H205V263H207V262H209V261H211V260H213L214 258H216V257H218L217 255H219V253H217L214 249H213V247H210L211 246V243H213V245H215V246H217L216 244H218V242L217 241H219V240H221L222 238L224 239L226 236H227V228H229L228 226L230 225V228H232L231 226L232 225H234L233 223H236L238 226H240L241 228H239V227H237V225H236V228H239L238 229V231L237 232H235V234L233 235V236H231V237H227L226 238V241H225V245H226V247H232V246H235V245H237V244H239L238 243V236H239V232H241V230L243 231L244 229H245V227H244V225H245V223H247L249 220V222H251L252 223V221L254 222V223H256V221L257 220H252L253 218H251V216L250 217H247V215L246 216H241V215H243V214H239L238 212H236V210H234L233 209V207L230 205V204H228L227 203V200L224 198V197H221V196H217L216 198H214V200H212V202H209L208 203V201H207V199H206V197L204 196V194L203 193H199L198 191L195 193V197L194 198H190L189 196L187 197V198H184V197H182L181 196V189H180V177H179V171H180V167H179V163L181 162V147L179 146V148H177L176 149V154H175V157L171 160V159H169L168 158V156H170V155H168L167 156V161L166 160H163V162L161 161V163H163L164 164V162L166 161L167 163H170V162H173V171L171 170H169V168H170V165L168 166V167H165V165H163L164 167H165V171L161 174V176H162V180L164 179V177L167 179L168 178V180H165L164 181V183H163V185L162 186H160L161 187V192H160V194H159V196L156 198V200H155V198H151L152 200H153V202L152 201H150V199H149V197L151 196V197H153L152 196V193H153V191H152V193H149L150 192V188L149 187H146V185H144L145 187H141V188H144L143 190V192H142V189H140V188H134V189H131L132 191H133V193H131L130 191H129V189H127V184L128 183H132V182H134V180H136L137 179V181H139V179H138V176H139V178H140V176H141V179L143 178H145V180L147 179V180H149L150 178H148L147 176H145V174H147L146 172V168H147V166L146 167H143L140 171H138L137 169V171H131V172H127V174H126V172H124L125 174H121V175H123V179L120 177V181H119V178H117L118 179V181L114 178V180L116 181H114V182H112L111 181V178L109 179V177L110 176H112V174L114 175V171H113V173L111 174V172L110 171H107V170H110L109 169V167H107V166H110L111 164H108V163H110V162H108V160H109V156H110V158H111V155H112V152H111V150L113 151V149L115 150V147L116 146H118L119 144L120 145H122L123 143H122V140H119V136L118 137H113V136H99L100 138L99 139H97V140H94V141H92V138L94 137V136H96V135H94V136H91L90 134L87 136V134H85L86 136H85V138H84V140H73L72 138L73 137H75L76 135H72V134H75V133H77V132H75V133H71ZM78 131V130H77ZM135 131H133V132H135ZM164 131V130H163ZM172 131V130H171ZM3 132V131H2ZM5 132V131H4ZM10 132V131H9ZM33 132V131H32ZM44 132V131H43ZM42 132V133H43ZM66 132V131H65ZM78 132V133H79ZM132 132V131H131ZM158 132V133H157ZM14 133V132H13ZM16 133V132H15ZM34 133V132H33ZM39 133V132H38ZM61 133H64V132H61ZM128 133V132H127ZM130 133V132H129ZM136 133V132H135ZM135 133H133V137H136L137 135V133L135 134ZM139 133V132H138ZM162 133V132H161ZM1 134V133H0ZM4 134V133H3ZM28 134V133H27ZM136 136H135V135ZM167 134V133H166ZM165 134V135H166ZM9 135V134H8ZM11 135V134H10ZM15 134H13V136H14ZM17 135V134H16ZM38 135V134H37ZM36 135V137H39V136H37ZM39 135H40V133H39ZM78 135V134H77ZM103 135V134H102ZM129 135V137H130V139H131V141H132V137H131V135L132 134H128ZM139 135V134H138ZM159 135H160V133H159ZM173 132L171 133V135H170V138H172L173 137ZM3 136V135H2ZM21 136V135H20ZM44 136V135H43ZM66 136V135H65ZM172 136V137H171ZM4 137V136H3ZM10 137V136H9ZM16 137V136H15ZM15 137H12V138H14L13 140H16L17 141V143H18V146H19V144H20V138L17 140V139H15ZM22 137V136H21ZM35 137V136H34ZM46 137V136H45ZM121 138L123 137V134H122V136H120ZM128 137V138H129ZM138 137V136H137ZM1 138V137H0ZM17 138V137H16ZM44 138V137H43ZM91 138V139H90ZM118 138V139H117ZM120 138V139H121ZM162 138V137H161ZM164 138V137H163ZM167 138V137H166ZM36 139V138H35ZM39 138H37V140H38ZM40 139H42V137L40 138ZM39 139V140H40ZM55 139V141L57 140L56 138H53V140ZM60 139V140H61ZM69 139V140H68ZM76 139V138H75ZM160 139V138H159ZM158 139V140H159ZM168 139V138H167ZM12 140V141H13ZM23 140V139H22ZM37 140H36V142H37ZM48 140V139H47ZM52 140V138L50 139V141ZM58 140H59V138H58ZM58 140L56 141L57 143H55V144H58ZM133 140H135V138L133 139ZM138 140V139H137ZM137 140H135V141H137ZM19 141V142H18ZM43 141H44V139H43ZM62 141V140H61ZM129 141L130 143L129 144H131V147H132V149H134L135 147V145H138V144H136V142H134V141ZM179 142V141H178ZM13 143H16V142H13ZM16 143V144H17ZM25 143H26V141H25ZM24 143V144H25ZM38 143V142H37ZM47 143V142H46ZM51 143V142H50ZM52 143H54V141H52ZM60 143V142H59ZM125 144H128V143H126V142H124ZM151 143H153V144H151ZM16 144H13V145H16ZM42 144V143H41ZM45 144V143H44ZM43 144V145H44ZM125 144H123V146H125ZM128 144V145H129ZM148 144H151L150 146H147ZM177 144V143H176ZM8 145V144H7ZM23 145V144H22ZM28 146H29V144H27ZM27 145H26V147H27ZM38 145V144H37ZM51 145V144H50ZM49 145V146H50ZM10 146H12V145H10ZM17 146V147H18ZM21 146V145H20ZM19 146V147H20ZM145 146L147 147V148H145ZM178 146V145H177ZM13 147V146H12ZM24 147V146H23ZM30 147H31V145H30ZM53 147V146H52ZM126 147V146H125ZM124 147V148H125ZM130 147V146H129ZM134 147V148H133ZM139 147V146H138ZM141 147V148H142ZM16 148V147H15ZM29 148V147H28ZM33 148V147H32ZM47 148V147H46ZM50 148V147H49ZM5 149V148H4ZM9 149V148H8ZM117 149H119V148H117ZM132 149H131V151H132ZM178 149H179V151H178ZM10 150V149H9ZM17 150V149H16ZM22 150V149H21ZM21 150H19V151H21ZM29 150V149H28ZM64 150H65V153H64ZM2 151V150H1ZM23 151V150H22ZM47 151V150H46ZM125 151V150H124ZM129 152H130V150H128ZM134 151V150H133ZM145 151V150H144ZM7 152V151H6ZM26 152V151H25ZM25 152H24V154H25ZM29 152V151H28ZM58 152H59V154H60V151L58 150ZM57 152V153H58ZM127 152V151H126ZM138 152H139V150H138ZM10 153V152H9ZM32 153V152H31ZM41 153V152H40ZM42 153H43V151H42ZM51 152H49V154H50ZM56 153V154H57ZM140 153H141V151H140ZM142 153H143V151H142ZM141 153V154H142ZM1 154V153H0ZM12 154H14V153H12ZM16 154V153H15ZM22 154V153H21ZM29 154V153H28ZM39 154V153H38ZM38 154H36L37 156H38ZM53 154H55V153H53ZM70 155L71 156V154H74V157L73 156H71V157H73L72 159H70V157L68 156L67 157V155ZM109 154H111V155H109ZM136 154V153H135ZM139 154V153H138ZM58 155V154H57ZM57 155H55V156H57ZM101 155H103L102 157L103 158H100V156ZM166 155V154H165ZM54 156V155H53ZM52 156V157H53ZM59 156V155H58ZM164 156V155H163ZM3 157V156H2ZM1 157V158H2ZM60 157H58V158H60ZM67 157V158H66ZM159 157V156H158ZM165 157V156H164ZM163 157V158H164ZM20 158H22V157H20ZM19 158V159H20ZM47 158V157H46ZM113 158V157H112ZM120 158V157H119ZM124 158H126V157H124ZM18 159V160H19ZM23 159H24V157H23ZM56 159V158H55ZM114 159H116V157L114 158ZM122 159V158H121ZM165 159V158H164ZM9 160V159H8ZM12 160V159H11ZM35 160V159H34ZM57 160H59V159H57ZM71 160V161H70ZM101 160V161H100ZM112 160V159H111ZM118 160V159H117ZM116 160V161H117ZM127 160V159H126ZM2 161V160H1ZM5 161V160H4ZM10 161V160H9ZM17 161V160H16ZM20 161V160H19ZM21 161H23L22 159H21ZM110 161V160H109ZM124 161H125V159H124ZM37 162V161H36ZM35 162V163H36ZM42 162V161H41ZM44 162V161H43ZM48 162V161H47ZM47 162H45V163H47ZM111 162H114V161H111ZM126 162V161H125ZM165 162V163H166ZM18 163V162H17ZM19 163H21V162H19ZM23 163V162H22ZM28 163V162H27ZM30 163V162H29ZM44 163V164H45ZM52 163V162H51ZM96 165H94V164ZM105 163V167H106V169L107 170H105V168L103 167V164ZM118 163V162H117ZM122 163V162H121ZM55 164H57V163H55ZM88 164H90V165H88ZM108 164V165H107ZM10 165V164H9ZM22 165V164H21ZM20 164L18 165L19 167L18 168H21L22 166H21ZM27 165V164H26ZM47 165V164H46ZM45 165V166H46ZM54 165V164H53ZM53 165H50V163H49V166H47V168L49 167V170L48 171H50V169H51V171L53 170L54 171V167H56V165L53 167ZM95 166V167H97V168H95L94 167V169L93 168H91L90 170H88V167L87 166ZM101 165H102V167H101ZM113 165V164H112ZM111 165V166H112ZM122 165V164H121ZM259 165V164H258ZM13 166H15V164L13 165ZM17 166V165H16ZM51 166V167H50ZM99 166V167H98ZM141 166H143V163H142V165ZM145 166V165H144ZM161 166H162V164H161ZM166 166H167V164H166ZM257 166V165H256ZM35 167H36V164H35ZM104 168V169H101V168ZM114 167V166H113ZM112 167V168H113ZM10 168V167H9ZM17 168V167H16ZM26 169H27V167H25ZM32 168V170L34 169V167L32 166L31 167ZM30 168V169H31ZM37 168V167H36ZM136 168V167H135ZM162 168V167H161ZM257 168V167H256ZM3 169V168H2ZM55 169H57V168H55ZM116 169V168H115ZM149 169V168H148ZM16 170V169H15ZM18 170V169H17ZM16 170V171H17ZM21 169H19V171H20ZM25 170V169H24ZM36 170V169H35ZM35 170H34V172H35ZM38 170V169H37ZM47 170V169H46ZM126 170V169H125ZM129 170V169H128ZM22 171V170H21ZM50 171V172H51ZM52 171V172H53ZM57 171H58V169H57ZM121 171V170H120ZM127 171V170H126ZM23 172V171H22ZM28 172H30V171H28ZM47 172V171H46ZM54 172H56V171H54ZM123 172V171H122ZM121 172V173H122ZM258 172V171H257ZM41 173H43V172H41ZM58 173V172H57ZM73 173V172H72ZM159 173V172H158ZM259 173V172H258ZM40 174V173H39ZM38 174V175H39ZM63 174V173H62ZM75 174H77V172L75 173ZM75 174H74V177H75ZM116 175H118L119 174V172H118V174L117 173H115ZM155 174V173H154ZM260 174V173H259ZM31 175V174H30ZM36 175V174H35ZM34 175V176H35ZM53 175L55 176V174L53 173ZM116 175H115V177H116ZM56 176H58V175H56ZM55 176V177H56ZM65 176V177H66ZM143 176V177H142ZM160 176V175H159ZM197 176V175H196ZM37 177V176H36ZM40 177V176H39ZM51 177V176H50ZM50 177H48V179H50ZM63 177H64V174H63ZM72 177V176H71ZM74 177H72V179L74 178ZM147 177V178H146ZM46 178V177H45ZM56 178H58V177H56ZM76 178V177H75ZM193 178L195 179V175L193 176ZM198 178V177H197ZM34 179V178H33ZM44 179V178H43ZM43 179H41V180H43ZM48 179H45V180H48ZM113 179V178H112ZM122 179V180H121ZM59 180V179H58ZM79 180V181H78ZM111 182H110V181ZM146 180V181H147ZM62 184L64 183V182H62L61 181V179L59 180ZM43 182H45V181H43ZM74 182H76V181H74ZM141 182L142 181H140L139 183L141 184ZM148 182H151L150 180L148 181ZM154 182V180L152 181V183ZM22 183V182H21ZM46 183V182H45ZM67 183H69L71 186H68L69 184H67ZM126 183V184H125ZM138 183V184H139ZM144 183V182H143ZM156 183V182H155ZM161 183V182H160ZM44 184V183H43ZM51 183H49V186L51 187V186H55V185H50ZM57 184H58V181H57ZM126 186H125V185ZM134 184V183H133ZM139 184V185H140ZM162 184V183H161ZM35 185H36V183H35ZM40 185V184H39ZM67 185V186H66ZM142 185V184H141ZM22 186V185H21ZM48 186V185H47ZM123 186H125L126 187V189L128 190V194H126V193H124L125 191L124 190H126L125 188L123 189ZM138 186V185H137ZM40 187V186H39ZM95 187H96V189H95ZM130 188H131V184H130V186H129ZM46 188V187H45ZM56 188V187H55ZM54 188V189H55ZM148 188V189H147ZM36 189H37V187H36ZM40 189V188H39ZM51 189V188H50ZM150 189V190H149ZM160 189V188H159ZM42 191H43V189H41ZM49 190V189H48ZM59 190V189H58ZM65 190V191H64ZM121 190H123V191H121ZM137 191V192H135V194H134V191ZM138 190H141V192L142 193H140V191L138 192ZM148 190V191H147ZM44 191H45V189H44ZM57 191V190H56ZM72 191V192H71ZM103 191H104V193L105 194H103ZM158 191V190H157ZM55 192V191H54ZM41 193V192H40ZM51 193H52V191H51ZM74 193V192H73ZM122 193H124V194H122ZM139 194V195H136V194ZM156 193H158V192H156ZM44 194H46V193H44ZM49 194H50V191H49ZM49 194H47V195H49ZM54 194V193H53ZM63 194V193H62ZM75 194V193H74ZM127 195V197H125L126 195ZM131 194H133V195H131ZM151 194V195H150ZM41 195H43V194H41ZM64 195V194H63ZM67 195H65V196H67ZM125 195V196H124ZM136 197H135V196ZM190 195V194H189ZM192 195H194V194H191V196ZM17 196V195H16ZM15 196V198H14V200L17 198ZM44 196V195H43ZM73 196L74 195H72V198H73ZM130 196H131V198H132V196L137 200H135L134 201V198H132L133 200H131L130 199ZM157 196V195H156ZM162 196V198H163V196H164V198H166V202L164 201V203H165V205L166 204H168L167 206H165V208H164V211L163 210H161L162 208H160V207H157V205H156V201L158 202V200H160V197ZM39 197V196H38ZM50 197V199H51V196H49ZM55 196L53 195V198H54ZM70 198H71V196H69ZM167 197H168V199L170 200H168L167 199ZM46 198V197H45ZM68 198V197H67ZM126 198H129L128 200H123V199H126ZM161 198V199H162ZM163 198V199H164ZM66 199V198H65ZM75 199V198H74ZM122 199V200H121ZM158 199V200H157ZM188 199H189V201H188ZM191 199V200H190ZM38 200V199H37ZM130 200L134 203V207H133V203H131L130 202ZM155 200V201H154ZM15 201H18V199L17 200H15ZM46 201V200H45ZM71 201V200H70ZM70 201H68V202H70ZM119 201H120V203H121V201H123L124 202V204H125V201H127V204H129V206L128 205H123V204H120L121 206H119V208L121 209H119L120 210V212H119V210H118V213H117V215H116V213H115V210H114V208L116 209V206L114 207V208H112L114 211H111L114 215H116V216H112V213H111V217L110 218H112V219H110L109 218V216H107V215H109L108 213H107V217H108V219L107 220H105V219H101L102 221H103V223H100L101 225L103 224L105 227V229H103L102 227H101V229H103V230H105V232L103 231V233H99V234H97V230H95V229H93V232H91V230H92V228H91V226H93L94 227V225L92 224H89L90 223V220H89V223H87V221H85V219L86 218H83V217H85V213H87V212H85L87 209L88 210H90V211H92L93 209V212H96L97 214H99V213H102L103 212V210H102V207L108 202L109 203V206H111V205H113V203H114V205L116 204V203H119ZM169 201V202H168ZM40 202V201H39ZM43 202V201H42ZM72 202V201H71ZM75 202V201H74ZM168 202V203H167ZM191 202V203H190ZM262 202V204H255V203H257V202H254V204L255 205H257L256 207L258 208V209H256V211H258V216H259V218L260 217H262L263 215H264V200L263 201H261ZM48 203V202H47ZM107 203V204H108ZM163 203V200H162V202H161V204ZM71 204V203H70ZM254 204L252 205L253 207H254V209H255V206H254ZM39 205V204H38ZM44 205V204H43ZM42 205V206H43ZM47 205V204H46ZM45 205V206H46ZM125 207H123V206ZM162 205H164V204H162ZM195 206V209H192V206ZM6 206V205H5ZM50 206V205H49ZM128 206V207H127ZM161 206V205H160ZM193 206V207H194ZM48 207V206H47ZM70 207H71V205H70ZM122 207V208H121ZM131 207V208H130ZM133 207V208H132ZM163 207V206H162ZM44 208V207H43ZM50 208H51V206H50ZM71 208V209H72ZM86 208V209H85ZM104 208H105V206H104ZM108 206L106 205V210L105 211H107L108 209ZM251 208V207H250ZM130 209H131V211H130ZM166 209V210H165ZM253 209V208H252ZM41 210V209H40ZM87 210V211H88ZM161 210V211H160ZM248 210H250V209H248ZM46 211H47V209H46ZM49 211V210H48ZM52 211V210H51ZM102 211V212H101ZM105 211H104V214H105ZM164 213H163V212ZM251 211V214H252V210H250ZM254 212V214L256 213L257 214V212ZM117 212V211H116ZM82 213H84L83 214V217H82ZM180 214V216L178 217V221L177 222H175V223H178V225H176V226H174V229H171L170 231L168 230V232H166L165 230V232L164 231H162L163 230V228H166L167 227V225H169V224H172V220H174V216L176 215V214ZM249 213V212H248ZM39 214V213H38ZM41 214V213H40ZM71 214V213H70ZM79 214V215H78ZM178 214V215H179ZM183 214V215H182ZM185 214H187L188 215V217H187V215L185 216ZM254 214H253V216H254ZM255 214V215H256ZM100 215H102V216H104L105 217V215H103V214H100ZM182 215V216H181ZM40 216V215H39ZM44 216V215H43ZM94 216V215H93ZM98 216V215H97ZM185 216V217H184ZM249 216V215H248ZM252 216V217H253ZM257 216V215H256ZM257 216V217H258ZM38 217V216H37ZM88 218L90 217V216H87ZM176 217V216H175ZM187 217V218H186ZM255 217V216H254ZM93 218V217H92ZM91 218V219H92ZM101 218V217H100ZM251 218V219H250ZM262 218H264V217H262ZM44 219V218H43ZM79 219V220H78ZM93 219H95V218H93ZM87 220V219H86ZM86 223H85V222ZM92 221V220H91ZM94 221V220H93ZM221 221V223L219 224V222ZM75 223V222H74ZM253 223V224H254ZM43 224V223H42ZM82 224V225H81ZM241 224H242V226H241ZM102 225V226H103ZM255 225V224H254ZM247 226V225H246ZM170 227V226H169ZM176 227V228H175ZM42 228V227H41ZM80 228H78V229H80ZM84 228V229H83ZM91 228V230H89ZM95 228H96V225H95ZM171 228V227H170ZM169 228V229H170ZM234 228H235V226H234ZM43 229V228H42ZM96 229H98V227L96 228ZM100 229V230H101ZM167 230V229H166ZM174 230V231H173ZM43 230H41V232H42ZM236 231V230H235ZM98 232H100L99 230H98ZM162 232V233H161ZM234 232V231H233ZM160 233V234H159ZM45 236V235H44ZM249 236V235H248ZM46 237V236H45ZM251 237V236H250ZM31 238V237H30ZM257 238V237H256ZM31 239H33V238H31ZM247 239V238H246ZM246 239H244V240H246ZM27 240V239H26ZM43 240H44V237H43ZM259 240V239H258ZM29 241V240H28ZM27 241V242H28ZM248 241H249V238H248ZM257 241V240H256ZM256 241L254 242V244L255 245H257V244H259V243H257L256 244ZM263 241V240H262ZM26 242V241H25ZM31 242V241H30ZM34 242V241H33ZM88 242V243H87ZM214 242H217V243H214ZM219 242H221V241H219ZM246 242H247V240H246ZM252 242V243H253ZM259 242V241H258ZM224 243V242H223ZM32 244H35V242L34 243H32ZM95 244H97V245H95ZM208 244H210V246H208ZM220 244H222V243H220ZM86 245V246H87ZM91 245V246H90ZM212 245V246H213ZM248 245H249V243H248ZM260 245V244H259ZM37 246V245H36ZM86 246H84L85 248H86ZM251 246V245H250ZM254 246V245H253ZM236 247V246H235ZM249 247V246H248ZM255 247V246H254ZM257 247H258V249H259V247H260V250H261V248H263V246L261 247V245L260 246H258L257 245ZM28 248V247H27ZM50 248H53V247H50ZM139 248H143V250L141 251V252H139V251H137ZM144 248L146 249H148V251H151V253H153V255L152 254H150L149 255V253L147 254V252H145L144 251ZM220 248V247H219ZM222 248L224 249V247L222 246ZM222 248H220V250L222 249ZM84 249V248H83ZM110 249H111V251H110ZM112 249L114 250H117V251H112ZM146 249V250H147ZM216 249V248H215ZM247 249V248H246ZM40 250V249H39ZM53 250V249H52ZM51 249H49V251L48 250H46L45 252V254H46V258H47V261H45V263H47L48 264V262H49V264H52V261H53V258H54V260H55V257H53V253H54V250L52 251ZM87 250V249H86ZM119 250H121L122 252L120 253V251ZM140 250V249H139ZM217 250V249H216ZM219 250V252H222V251H220ZM242 250H244V249H242ZM249 250V249H248ZM255 250V249H254ZM43 251H44V249H43ZM48 251V252H47ZM83 251V250H82ZM30 252V251H29ZM197 252V253H196ZM238 252V251H237ZM250 252H251V250H250ZM263 252V251H262ZM84 253V252H83ZM82 253V254H83ZM117 253H120V254H117ZM168 253V254H167ZM192 253H195L196 255H194L193 254V257L192 258H190L189 259V256H190V254L192 255ZM228 254H230L229 252H227ZM246 253V252H245ZM43 254H44V252H43ZM44 254V255H45ZM222 254H223V252H222ZM221 254V255H222ZM225 254V253H224ZM44 255H42V256H44ZM165 255V256H164ZM231 255H232V253H231ZM252 255V254H251ZM254 255V254H253ZM262 255V254H261ZM260 255V256H261ZM78 256V255H77ZM85 256H87V255H85ZM247 256H249V255H247ZM246 256V257H247ZM84 257V256H83ZM254 257V256H253ZM252 257V258H253ZM255 257L257 258V254H255ZM263 257H264V255H263ZM44 258V257H43ZM188 258V259H187ZM248 258V260H249V258L250 257H247ZM252 258H251V260H252ZM261 258H262V256H261ZM186 259H187V261H186ZM264 259V258H263ZM80 260V259H79ZM258 260H260V259H258ZM183 261V262H182ZM245 261V260H244ZM257 261V260H256ZM261 262H264V261H262V260H260ZM56 262H57V260H56ZM80 262V261H79ZM83 262V261H82ZM81 262V263H82ZM184 262V264H186ZM189 262V263H190ZM253 262V261H252ZM251 262V263H252ZM254 262H255V260H254ZM39 263V262H38ZM74 263H76V262H74ZM142 263H144V264H146L145 262H142ZM260 262H258V264H259ZM55 264V263H54ZM58 264V263H57ZM83 264V263H82ZM141 264V263H140ZM220 264H222V263H220ZM241 264H244V262H242ZM248 264V263H247ZM249 264H250V262H249ZM254 264V263H253ZM256 264H257V262H256ZM264 264V263H263Z\"/></svg>",
    "mask_w": 264,
    "mask_h": 264
},
{
    "label": "flooded vegetation",
    "instance_id": "obj_3",
    "mask_svg": "<svg viewBox=\"0 0 264 264\" xmlns=\"http://www.w3.org/2000/svg\"><path fill=\"white\" fill-rule=\"evenodd\" d=\"M205 196V195H204ZM206 197V196H205Z\"/></svg>",
    "mask_w": 264,
    "mask_h": 264
}]
</instances>
